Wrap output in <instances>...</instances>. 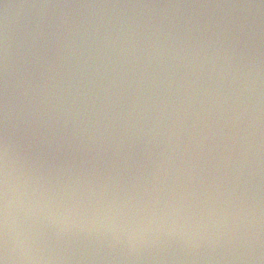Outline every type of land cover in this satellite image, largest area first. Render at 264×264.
I'll return each instance as SVG.
<instances>
[{
  "label": "water",
  "instance_id": "water-1",
  "mask_svg": "<svg viewBox=\"0 0 264 264\" xmlns=\"http://www.w3.org/2000/svg\"><path fill=\"white\" fill-rule=\"evenodd\" d=\"M6 141L62 264H264V0H0Z\"/></svg>",
  "mask_w": 264,
  "mask_h": 264
},
{
  "label": "clouds",
  "instance_id": "clouds-1",
  "mask_svg": "<svg viewBox=\"0 0 264 264\" xmlns=\"http://www.w3.org/2000/svg\"><path fill=\"white\" fill-rule=\"evenodd\" d=\"M218 42L209 41V44ZM10 152L6 141L0 147V264H62L65 257L41 247L40 231V226L60 221L41 198L43 193L39 189L28 180L19 181ZM232 218L243 222L239 212H234ZM240 240L237 233L235 242Z\"/></svg>",
  "mask_w": 264,
  "mask_h": 264
}]
</instances>
